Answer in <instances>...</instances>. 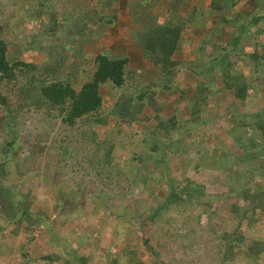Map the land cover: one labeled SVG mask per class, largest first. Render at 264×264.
Here are the masks:
<instances>
[{
    "label": "trees",
    "instance_id": "1",
    "mask_svg": "<svg viewBox=\"0 0 264 264\" xmlns=\"http://www.w3.org/2000/svg\"><path fill=\"white\" fill-rule=\"evenodd\" d=\"M111 1L0 0L1 241L11 244L16 236L25 235L30 242L38 233L50 235V220L59 226L74 224L81 217L82 199L96 206L105 197L106 205L114 200L120 208L113 230L122 233L126 246L117 254L106 250L98 264H145L141 257L145 252L153 264H165L157 251L172 243L184 255L176 264H264V237L254 233L257 225H264V105L248 114L237 109L255 94L256 84H264V43L248 44L250 50L243 52L250 26L256 37L264 33V0H251L257 13L249 18L238 11L228 15L241 0H209L211 27L199 18V8L189 7L191 0H166L177 7L173 15L166 11L167 23L151 10L161 0H129L127 14L135 27L132 44L150 65L152 79L146 81L128 67L125 55L97 51L103 25H114V16L105 15L103 9ZM191 28L202 30L196 44L197 68L175 58L184 48V31ZM29 55L38 60L24 61ZM239 55L247 65L246 74L233 60ZM181 70L190 72L199 92L186 97V116L181 118L173 107L172 114L163 118ZM158 92L163 100L155 98ZM178 92L180 100L185 92L181 88ZM209 94L215 98V110L206 115ZM105 97L108 105L103 104ZM112 118L120 130L117 136L108 131ZM210 118L228 121L222 138L212 132L216 145L204 140L214 121ZM26 120L37 124L29 133L40 135L38 127L46 126L49 132L62 134L51 139L49 149L43 148L49 203L20 191L25 171L18 173L22 177L18 184H7L9 164L15 161L12 153L23 133L19 127ZM134 124L141 127L138 139L130 130ZM208 147L214 152L213 166L228 161L229 168L223 166L224 182L173 178L170 155L187 165L190 151L200 155ZM150 164L160 170L148 172ZM199 164L200 158L194 167ZM147 180L165 189V194L154 197L147 213L132 216L122 209L124 189L141 188ZM120 182L127 187L117 193L114 189ZM88 184L100 187L84 197ZM205 218L220 229H206ZM123 221L131 231H122ZM143 224L157 228L162 236L157 250L142 239ZM65 235L79 237L72 230ZM58 247L40 257L42 264H87L93 257L70 249L61 252ZM23 258L24 264L31 261L26 254Z\"/></svg>",
    "mask_w": 264,
    "mask_h": 264
},
{
    "label": "rangeland",
    "instance_id": "2",
    "mask_svg": "<svg viewBox=\"0 0 264 264\" xmlns=\"http://www.w3.org/2000/svg\"><path fill=\"white\" fill-rule=\"evenodd\" d=\"M125 1L126 0H114L107 3V7H103L104 14L107 16H114L115 19L114 25H103L104 32L101 34V38L99 39L100 41L96 46L98 50H96L100 51L108 49L110 52H112V54L125 55L128 59V67L131 70L135 71V73L138 74L143 81H146L152 79V76L149 72L150 65L141 58L140 53L136 49V46L132 44L131 35L132 32H134L135 27L131 24L128 18V4H126ZM208 4L209 0L189 1V7L196 6L197 8H199V18L204 21L207 27H211V17L208 15ZM174 5L175 3L161 0L151 10L153 13H157L156 15H158L161 20L165 18V20H163L162 22L167 23L168 18L165 17L166 11H168L172 15L175 14L174 12L177 11V7H175ZM255 9L256 3L254 1L241 0L236 4L233 10L228 12V15L233 17L235 16L234 13L238 11L243 14V17L249 18V15L251 13H257L255 12ZM31 26L32 23L25 25V35L29 34ZM230 32V28H227L225 31L226 34ZM254 32V26H250L248 28L246 41L243 42V52H248L250 50V46L248 44H251L253 42L258 43V45L264 43V33H260V35L256 37ZM201 36V29H186L184 31V42L182 43V46L184 48L182 49L180 54L175 55V58L181 59L182 61H190L192 63H195V65L193 66L194 68H197L198 63L196 59L199 56L196 52V44ZM221 39H223V37H221ZM24 58V61L38 60V57H31L30 55L29 57L25 56ZM242 58L243 56L239 55L238 58H233V60L238 62V65L241 67L240 71L246 74L247 65L244 64V60H242ZM240 63H242V65H240ZM192 78L193 76H191L189 71L181 70L180 76H177L173 83V86L175 88L174 93H172L171 95L168 94V96H170V105L162 113L163 118H166L172 114L173 107H177L180 110L181 118L183 116H186L184 108L187 99L186 97H188L192 92L195 94L199 92L197 88H194ZM256 85V87L254 86L255 94H251L249 96V99L246 103L243 104V106L239 104L237 105V109H239V111L248 114L253 110L261 109V106L264 105V84ZM180 88L184 89L185 96L179 100L178 90ZM164 97V95L162 96V94L158 92L155 98L160 101L161 99L163 100ZM108 102V98L105 97L103 104L108 105ZM214 110L215 98L209 94L208 105L205 108L206 115H208V113L210 112H213ZM1 118L2 117L0 116V141L2 135ZM214 119L210 118L211 121H213ZM227 123L228 121L226 119H219L214 120L210 124L211 128H209L204 133V140L206 141V145H216L214 143V134H212V132L217 133L222 138V133L227 128ZM34 126L37 127L36 122L34 123L33 121V123H30L28 120H26L21 125V127H19V130L23 133L20 141V146L16 147L15 151H13L12 153V157H14L15 161L9 164L10 176L8 177L7 184H18L19 180L22 178L20 175H18V173L25 171L26 176L23 184L19 186L20 191H29L38 198L44 199L46 203H49V191L51 187L49 184L50 180L46 179L48 176V170L46 168V162L43 161V148L47 147L49 149L51 139L57 140L62 134L57 135V133L53 130L49 132L46 126L38 127V130H41L43 135H38L39 132H27L29 128L32 129ZM55 126L57 127V125ZM118 128L114 124V118L110 119L108 122V131L111 130L110 132L117 136V134L120 133V130ZM130 130L135 133L134 139H138L140 133L142 132L141 127L135 124L131 126ZM60 131H62V129H60ZM126 137L127 136H125V138ZM194 140L196 141V137H194ZM51 152H54V150H51ZM199 153L200 155L198 153H195V151H190L188 153V157H190V160L187 165H185L182 160H178L174 155H170V172L173 178L175 180L180 179V176L182 177L183 175L184 177L191 176V179L199 183L212 184L224 182L227 173L224 171V168H229L228 161L224 162L223 160H220L217 166L216 164H214L213 166V163L215 161L214 152L209 147ZM118 154L120 156L123 155L122 152ZM199 158L200 164L197 168H195L194 163ZM159 170V167L151 164L149 165L148 172ZM120 183V186H117V188L114 189V191H117V193L121 191V188L124 189L125 187H127L123 182ZM96 187L99 188L100 185L88 184L84 186V197L85 195L87 197V195L90 192H93ZM128 188L129 189H124L126 196H124V198L121 200V204L123 205L122 209L126 212H130L132 216L139 215L141 213L142 215L147 213V210H149L154 204V197L160 196L162 194L164 195L166 191L165 189H159L155 186H152V182L150 180H147L143 184V186H141V188H136L134 186ZM108 195L111 196L109 192ZM86 199H82L80 209L81 217L78 218L76 223L72 224V222H69L65 226H59L57 220H50L51 223L47 225L50 226L49 228L50 230H52V233H49L50 235H47L45 232H41L40 234L38 233L36 238L30 242L27 241V236L18 235L11 244L5 241H1L4 238L2 237V235H0V264H24L23 254H26L30 257L32 263H30V261L28 264H42V262L40 261V257H43L44 255L49 254L48 252L55 250V245L59 246L57 249L61 252L70 249V251L74 250L75 254H78L79 256L92 254L93 257L89 259L87 264H98L99 262H101V260H104L106 250L112 254H117L118 251L126 246V244L122 241V233H120V231H118L119 233H117L115 232V230H113L115 229V223L119 220L117 216L121 213L119 212L120 208L115 207L114 200L110 205H106L105 197L99 198V200H97L98 204L96 206L87 204ZM125 218L127 219L128 217L125 216ZM205 223L206 226L204 227L206 229H208L209 226L213 229H220L217 224L211 223L208 218H205ZM47 226L46 230H48ZM142 226V239H146L147 241H149L150 246L153 249L157 250V244L162 243V236L159 232H157V228L146 226L145 224H143ZM121 229L123 232L124 230L129 232L131 231L132 226L126 221H123L121 223ZM70 230L74 231L76 235H79L80 238H76L72 235L67 237V235L65 234ZM254 233L256 236L264 237V225H257ZM92 235L95 238H91ZM64 238L65 240H63ZM110 243H113L114 246L110 247L112 246L110 245ZM51 244L53 248L51 247ZM157 252L160 253L159 259L162 260L165 264H176L177 262L179 263V260L184 257V255L181 253V250H179L178 248V244L176 243H172L171 246H169L166 250L164 249L162 252ZM141 257L145 264H153V262H151L152 258L147 252L142 253Z\"/></svg>",
    "mask_w": 264,
    "mask_h": 264
},
{
    "label": "crops",
    "instance_id": "3",
    "mask_svg": "<svg viewBox=\"0 0 264 264\" xmlns=\"http://www.w3.org/2000/svg\"><path fill=\"white\" fill-rule=\"evenodd\" d=\"M125 2H126V4H128L129 3V0H126Z\"/></svg>",
    "mask_w": 264,
    "mask_h": 264
}]
</instances>
